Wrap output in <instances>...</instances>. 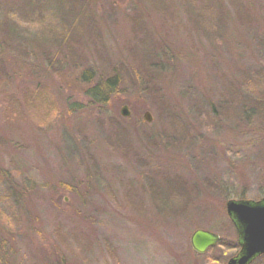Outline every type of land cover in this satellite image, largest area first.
<instances>
[{"label": "rangeland", "instance_id": "obj_1", "mask_svg": "<svg viewBox=\"0 0 264 264\" xmlns=\"http://www.w3.org/2000/svg\"><path fill=\"white\" fill-rule=\"evenodd\" d=\"M56 1L0 0V264H227V202L264 197V0ZM39 81L54 104L27 96ZM176 176L185 191L157 199ZM197 229L220 243L197 253Z\"/></svg>", "mask_w": 264, "mask_h": 264}, {"label": "trees", "instance_id": "obj_2", "mask_svg": "<svg viewBox=\"0 0 264 264\" xmlns=\"http://www.w3.org/2000/svg\"><path fill=\"white\" fill-rule=\"evenodd\" d=\"M50 1H54V0H50ZM56 3L63 5V0L62 1H56ZM205 3H206L205 0H202V4H205ZM67 6L69 8V5H67ZM238 7H239V4H238ZM63 8H64V5L62 6V9ZM206 11H209V9H206ZM78 13H80V12H78ZM202 19H203V17H202ZM206 22L207 21L201 20L200 23L201 24H203V23L205 24ZM62 27H64V26H62ZM203 27L206 28V26H203ZM69 29H70V27H64L63 29H61L62 30V33L61 34L55 33L53 36H48V37H46V38L44 37V38H45V40L48 43L49 42H52V43L55 42L54 45L58 46L59 48H61V46L64 47V45H68V43L59 42V40L60 39H64V38L66 39L67 38V36L69 35ZM37 42L39 43L40 46L42 45V43L40 42V38L39 37L37 39ZM62 53L65 54L64 51H62ZM62 56L64 58L66 57V55H62ZM71 56H72L71 60L73 61L75 57H74V55H71ZM53 63L54 62H50L51 68H53L55 74L61 76L66 71V69H65L66 66L65 65L64 66L63 65H60L59 68H56ZM58 65H59V63H57V66ZM70 69H71V67H70ZM107 74L106 75L108 77H107V80H106L107 82L106 83L114 90L115 87H116V84L119 81V79H121L122 74L116 72L115 70L112 71V72L110 71V73H107ZM254 76L264 78V72L259 71L258 74L257 75H254ZM77 77H79V76H76V78ZM83 77H81V79L82 78L84 80H87L88 79V77L86 76V73H84ZM3 78H5L4 74L1 76V79H3ZM63 78H65V77H63ZM122 79H123V77H122ZM246 81H247V77L241 81V89H243L242 94H241L242 96H235L234 97L233 104L235 105V107L238 106V107L242 108V106H245L244 100H241L239 98H246L247 94L250 91H251V93L252 92L254 93L256 91L255 90L256 89V86H253V83H247ZM252 81H254V83H257V84H259V82H260V81L258 82L256 78H254ZM149 82L150 81H148V84H149ZM1 83H4V82H1ZM75 84H76V81H75ZM65 85L68 88L72 85L69 79L65 82ZM149 85L152 86V90L150 91L151 93L153 92L155 95L159 93V91H160V90H158L159 89V86H157L156 84H152L151 82H150ZM31 86H32L31 88L26 89L28 91L27 92V96L33 98L34 100H36V102H37L38 105H40L42 103H44L45 105H46V103H48V104H54L55 103V100L58 99V97L55 98L54 93L51 90V87H52L51 84L46 83L45 81H39L37 84L31 85ZM250 87H254V88L251 89ZM253 90H255V91H253ZM255 93H257V92H255ZM261 93L262 92L260 90V93L259 94H261ZM154 98L157 101V105L156 106L159 109V111L160 110L163 111V108L165 107V102H164L163 96H161V95L160 96H157V97L155 96ZM253 106L255 107V109H258L259 107L264 106V99L263 100H259V99L256 100L255 99V101L253 102ZM259 115L262 116V117H264V115H262V113H259ZM26 117L27 116H25V118ZM173 120L175 121V118ZM170 125H172L173 129L171 128V131L170 132H172V133L171 134H167V138H169L168 141L171 143V145H173L175 147H181L183 145H187V143H188L187 137L189 135L186 136V134L183 132L182 126L179 125V124L177 126L175 123H171V122H170ZM175 127H177L178 129H175ZM179 128H180V130H179ZM179 131H181V132H179ZM184 183H185V181L180 176L179 177H177V176L176 177H168L166 179V181H165V184H163L164 186L163 185H159V186L155 187L156 190L158 189V191L160 193L158 194L155 191L154 192V195H155V197L157 199H159V198L160 199H162V198L163 199H166L167 196L165 194L168 193L169 191L170 192H175V194L178 193V191H185L186 188L184 186ZM182 186H183L184 190L181 188ZM162 189L164 191H162ZM180 196L181 195H177V197H173V199L172 198L169 199L168 202L166 201L164 204H162V206L166 208L167 205H170L169 204L170 202L177 203L178 200L182 199V198H180ZM255 262H253L252 264H264V255H261Z\"/></svg>", "mask_w": 264, "mask_h": 264}, {"label": "water", "instance_id": "obj_3", "mask_svg": "<svg viewBox=\"0 0 264 264\" xmlns=\"http://www.w3.org/2000/svg\"><path fill=\"white\" fill-rule=\"evenodd\" d=\"M123 115H129L128 107L123 106ZM144 117L151 121L149 111ZM227 212L236 221L239 230L242 251L229 261V264H250L257 256L264 253V200L253 202L247 200H229ZM220 236L212 231L197 229L191 237V244L195 251L204 253L218 243Z\"/></svg>", "mask_w": 264, "mask_h": 264}]
</instances>
